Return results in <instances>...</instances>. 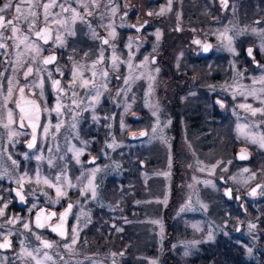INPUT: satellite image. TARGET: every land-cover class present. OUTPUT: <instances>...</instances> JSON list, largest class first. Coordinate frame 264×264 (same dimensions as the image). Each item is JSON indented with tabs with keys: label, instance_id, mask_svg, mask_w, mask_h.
<instances>
[{
	"label": "rangeland",
	"instance_id": "obj_1",
	"mask_svg": "<svg viewBox=\"0 0 264 264\" xmlns=\"http://www.w3.org/2000/svg\"><path fill=\"white\" fill-rule=\"evenodd\" d=\"M99 5L90 7L93 15L86 19L105 38L109 29L102 24H113L117 36L110 43L124 61L118 70L111 67L112 47L94 39L89 25L79 21L69 23L75 36L60 29L64 47L40 41L44 50L35 63L23 45L17 49L12 39L0 41L7 45L0 49V208L7 205L0 216V240L10 236L14 243L11 251H0V264H36L23 255V248L34 254L39 248L40 259L47 252L51 259L43 264H202L204 251L217 241L240 246L244 262L264 264V148L246 135H264V114L253 116L240 107L264 108V92L260 91L264 84L254 83L264 76V0H229L227 7L221 0H171L170 4L169 0H99ZM111 6L117 7L115 15ZM13 14L10 10L7 19ZM41 25L42 18L36 30ZM130 25L144 27L137 32ZM20 27L35 39L23 21ZM225 29L232 37L231 51L220 35ZM3 32L5 37L11 35L7 29ZM129 38L131 50L126 47ZM196 40L210 41L211 53L199 57L201 45ZM247 47L254 48L259 65L247 57ZM101 48L105 59L97 65V72L107 70L109 76L105 80L98 74L94 79L97 87L107 83V88L100 89L99 102L93 103L96 89L77 87V99L82 102L76 107L70 99L71 68L74 63L83 65L84 78L93 79L91 65ZM51 51L58 53V61L42 65L40 61ZM130 51L134 66L145 57L148 62L135 70L140 78L125 85ZM17 52L23 53L20 64L16 63ZM29 66L34 70L46 67L52 78L61 80L66 94L59 100L68 107L60 115L54 111L58 94L47 72H34L23 82ZM57 66L65 73L63 77L56 72ZM41 77L43 94L40 87H33ZM9 79L13 96L7 108L15 109L14 95L21 83L34 90L41 102L42 120L33 149L25 147L28 130L14 123L11 127L21 134L10 139L8 129L2 127L7 122L4 100ZM250 90L256 95H247ZM17 115L15 110L16 121ZM57 123H61L58 131ZM238 125L247 126L244 134ZM44 126L49 127L47 135ZM141 130L147 136L132 141L130 134L139 135ZM241 147L252 153L250 162L236 160L235 152ZM70 149H82L79 163ZM91 157L99 161L88 164ZM96 168V197L90 192L82 195ZM25 174L27 205L20 208L11 189L19 187L17 181ZM37 175L53 183L61 175L66 195L57 197L55 188L37 184ZM257 183L261 187L251 196L249 190ZM226 187L232 188L234 196L241 195L232 206L223 197ZM68 201L74 202V208L66 239L33 227L36 210L62 208ZM24 223L31 231L24 229ZM74 228L77 240L72 244ZM41 241L52 247L43 248Z\"/></svg>",
	"mask_w": 264,
	"mask_h": 264
},
{
	"label": "snow or ice",
	"instance_id": "obj_2",
	"mask_svg": "<svg viewBox=\"0 0 264 264\" xmlns=\"http://www.w3.org/2000/svg\"><path fill=\"white\" fill-rule=\"evenodd\" d=\"M171 3V0H169V4ZM221 3L224 7H227V0H221ZM73 5H78V7H73ZM99 0H0V41H3L5 39H12L15 42V47L17 49L20 48L21 45L24 46L25 51H28L32 53V60L33 63L36 62V57L39 56L42 51L44 50L39 43L40 41L43 42V44H48L50 41L54 43L55 46L58 47H64L65 46V38L64 35L60 34V29L64 30L65 35L67 36H75L76 33L73 28L69 27V23L75 24L77 21L81 23H87L89 25V28L91 29L90 22L86 19V17H91L93 15V12L90 9L91 8H98ZM42 9V11H40ZM55 9H59V11H54ZM81 9L84 11L82 12ZM12 11L14 14L11 19H6L7 13L9 11ZM110 11L113 15L117 12L116 6H111ZM163 13V9H161V13ZM70 14V15H68ZM124 15H127V12L124 13ZM151 15V13H149ZM43 27H40L39 30H36L37 22L41 21ZM104 15L101 14L100 20H104ZM23 21V23L27 26L28 32L34 33L35 39H32L29 35L25 34L20 27V23ZM55 27H52V26ZM102 26L109 29L108 31V37H100L99 34L95 31V29H91V36L94 39H100L103 45H109L112 47L113 52L110 57L111 59V67L113 70H118L119 64L124 63V61H121L120 58L115 54V44H111L110 40H114L117 36L116 30L113 27L112 23H108L107 25ZM130 27L135 28L137 32L141 30V28L144 27V25H140L139 27L137 25H130ZM7 29L11 35L9 37L4 36L3 30ZM55 34V38L53 39V33ZM228 30L225 29L224 33H221V37L223 40L227 41L228 49L231 51V44H232V37L227 35ZM159 38V33H157V39ZM194 43L199 44L200 41L196 40ZM126 47L131 50L133 47L131 38H129V43L126 45ZM211 46L205 45L204 51L207 52ZM7 45L3 42H0V49H6ZM248 54L252 55V49L248 50ZM23 55L22 52H17V60L16 63L20 64V57ZM71 59V58H70ZM105 56H104V49L101 48L99 50V56L98 59L92 62L91 65V76L93 79H86L84 78V72H83V65H78L76 63L73 64L71 68V81L69 83V88L72 90L71 94V103L72 105H75L76 107H79V104L82 102L77 99L78 93L75 91L77 87L82 89H90L94 88L96 89L95 95L91 97V101L93 103H98L99 98L102 95V92L100 91L101 88L106 89L107 83H102L97 87L96 80L94 79L99 74L102 78L105 80L109 76V72L107 70H101L99 73L97 72V65L102 64L104 62ZM57 60V56L53 53L50 54L42 59L40 63L44 66L54 64ZM148 62V57L144 58V61L140 64L133 65L132 63V53L129 52V59L127 61V68L129 70V75L124 79V84H129L130 80L133 79H139V76L134 75L135 70L137 68H144L146 63ZM154 62V61H153ZM56 72L59 73L61 77L64 76V72L57 66L55 69ZM156 71H159V69H156ZM39 74L41 72H47L48 78L51 80V87L55 90V92L58 94L57 96V103L54 108V111L60 115L62 113V109L68 107L67 105H62L60 103V95L66 94L65 88L61 86V80L60 79H54L52 78V72L48 71L46 67H37L35 70L33 67L29 66L25 72V79H27L29 76H32L34 74ZM3 73H0V76H2ZM254 83H260L264 84V76H261V78L258 81H254ZM12 80H8V88H7V95L5 96L4 100V107L7 110V122L2 123V127L5 129H8V135L11 139L14 136L20 135L18 131L14 130L11 126L14 123H18L19 128L25 127V122H27V125L31 128L32 132V139L28 143L29 148H33L36 144L37 139V129L40 127L39 120L41 115V108L40 105L36 103L35 100L32 99H25V89L21 87L19 89V99L15 102V109L7 108V102L11 100L13 96V87H12ZM43 84L44 80L43 77H41L38 84H33V87H40L41 88V94H43ZM261 92H264V89L260 90ZM119 94V92H118ZM241 95H244L242 92ZM247 95H256L255 90H250ZM264 103V101H262ZM223 106V105H221ZM241 108H244L246 110L251 111L252 115L255 116L258 112L261 114H264V108H253L249 104H241ZM18 109V115L19 120L16 121L14 119V112ZM47 110V109H45ZM95 119V117H94ZM61 127V123H57L55 125V129L58 131ZM73 128L76 127V124L74 123L72 125ZM246 125H238V129L241 131L242 134L244 128H246ZM43 133L47 135L49 133V127L44 126L42 129ZM155 131V128L153 129ZM141 135H145V133H141ZM247 137L251 140L252 143H258L260 147L264 148V135L257 136L256 134H246ZM112 145H109L111 147ZM70 151H74L75 157L77 159V162L79 163V156L82 153V149H70ZM11 158V157H9ZM245 156H241V159H245ZM37 160L42 159V157L37 156ZM94 162V161H93ZM13 163H16L13 161ZM51 164V161H49ZM203 170V169H202ZM99 171V168L93 169L91 172V177L88 179L87 184L85 187L81 190V194H85L90 192L92 198H95L96 193V186L93 183L95 179V173ZM245 171H248L245 169ZM25 176H21L20 179L17 181L18 184H21V187L23 186L22 182L25 180ZM36 183H43L47 185L50 188H55L57 197L66 195V193L62 190V184H61V175L55 176V183H53L48 178H41L39 175L36 177ZM67 184L69 187H75V185H72L70 181H67ZM256 190L253 189L251 195H255ZM17 196H20V199L23 201L24 197L21 195L19 191L16 193ZM58 202V201H57ZM7 205H4V208H6ZM36 205H33V208H35ZM73 205L69 204L65 212L61 213L59 216V223L52 227L51 230L53 232H57L60 236H66L65 231L63 230L65 218L67 217L68 213L71 211ZM4 208H0V216L4 215ZM181 211H184L183 208H181ZM56 213H50L48 215H43V209L40 210V212L36 215L35 220V226L37 228H43L45 227V223H42L43 221L47 222L50 221ZM13 220H9L8 223H13ZM2 227V226H0ZM24 229L31 231L30 226L28 223L23 224ZM195 227V226H194ZM250 227H255V225H250ZM118 231L120 229H117ZM11 235V233H9ZM37 240L40 239L39 236L36 237ZM211 235H209V239H211ZM77 240L76 235V229H73V237H72V244H75ZM21 243H23L21 241ZM43 248L48 249L52 247V244L48 241H41ZM11 247V241L8 239L7 236L4 237V242L0 243V249H7ZM65 248L71 249V245L66 244L64 246ZM249 252H251V249H249ZM23 255L30 257L32 260L36 262V264H43L44 260H50L51 257L48 255L47 252L43 253V259H40L38 254L40 253V249L37 248L35 250V253L32 251H28L26 248L22 249ZM187 254V253H186ZM115 255V254H114ZM154 264V262H153Z\"/></svg>",
	"mask_w": 264,
	"mask_h": 264
},
{
	"label": "water",
	"instance_id": "obj_3",
	"mask_svg": "<svg viewBox=\"0 0 264 264\" xmlns=\"http://www.w3.org/2000/svg\"><path fill=\"white\" fill-rule=\"evenodd\" d=\"M155 1H157V0H155ZM227 5H228V1H227ZM42 27H43V26H42ZM205 45H210V46L212 47V45H211V43H210L209 41H206L205 43H203V44H202V50L198 53V55L201 56V57H202V56H206V55H208V54L210 53V51H211V47H210L209 50H208L207 52H205V51H204V46H205ZM249 49H252V55H251V56L248 54V50H249ZM245 52H246V54H247V56H248L249 58L254 59V49H253L252 47H248V48H246ZM50 54H53V53H50ZM50 54H48V55H50ZM54 54H55V55L57 56V58H58V55H57L56 53H54ZM48 55H46V56H48ZM46 56H45V57H46ZM56 61H57V60H56ZM257 64H258V62H254V65H257ZM51 65H53V64H51ZM47 66H49V65H47ZM21 87H22V86H21ZM21 87H20V88H21ZM20 88H19V89H20ZM19 89H18V91H17L16 100L19 99ZM33 95H34V91H30V95H29V96L25 95V99H32V100H35L36 103H37L38 105H40L39 101H38L36 98H34ZM40 108H41V105H40ZM41 119H42V108H41V115H40L39 125H40V123H41ZM28 127H29V126H28ZM29 129H30V131H31V128H30V127H29ZM38 130H39V128L37 129V139H38ZM141 133H145V135H141ZM146 136H147V132H146L145 130H141V131L139 132V135H135V134L131 133V134H130V139H131L132 141H140V140L144 139ZM31 139H32V132H31V136H30V138H29V141L26 143V147H28V143L31 141ZM37 139H36V143H37ZM35 145H36V144H35ZM28 148H29V147H28ZM241 156H245L246 158H245V159H241ZM235 157H236V160L239 161V162H250V161L252 160L253 155H252V153H251L248 149H246V148H244V147H241L239 150H237V151L235 152ZM93 161H94V162H93ZM96 161H97V158L91 157V158L87 161V163H88V164H94ZM220 181L223 182V183H225L224 179H221ZM22 184H23V183H22ZM260 186H261L260 183H257V184H255L254 186H252V188L249 190V194L251 195L253 189H255V190H256V193H257V191L259 190ZM24 188H25L24 184H23L22 187H21V184H20L18 188H13V189H12V194L16 196L18 206L21 207V208H23V207L26 206V197H25V195H24V193H23ZM17 191H19V192L21 193V195H23V197H24V200H23V201L20 199V196H17V195H16ZM223 197H224V199L226 200V202H228V203H232V202L234 201L233 190H232L231 187H226V188L223 190ZM235 199L240 200V194H236V195H235ZM69 204H72V205H73L72 202H68V203L66 204V206H65L62 210L59 211V213H56L55 210H47L46 207H42V208H40L39 210H37V211L35 212V214L33 215V219H32V224H33L34 228H36V229H38V230H40V231H41V230H44V229H47V230H49V231L51 232L52 235H54V236H56V237H58V238L66 239L67 236H68V223H69V217H70V213H71L73 207H72L71 211L68 213L67 217L65 218V222H64V226H63V230L65 231L66 236H63V237L60 236L57 232H53V231L51 230V228L54 227V226H56V225L59 223V216H60V214L63 213V212H65V210L67 209V207H68ZM242 206H243V203H242ZM41 209H43V215H48V214L53 213V212L56 213V215H55L50 221H47V222L43 221V218H42V221H41V222H42V223H45V227H43V228H37V227L35 226L36 215H37L38 212H40ZM54 219H55L56 221H54V222L52 223V221H53ZM238 229H239V228H238ZM7 237H8V239L11 241V247H10V248H7V249H0V250H2V251L10 250V249L13 248V241H12V238H11L10 236H7ZM3 242H4V238L0 241V243H3Z\"/></svg>",
	"mask_w": 264,
	"mask_h": 264
},
{
	"label": "trees",
	"instance_id": "obj_4",
	"mask_svg": "<svg viewBox=\"0 0 264 264\" xmlns=\"http://www.w3.org/2000/svg\"><path fill=\"white\" fill-rule=\"evenodd\" d=\"M226 205L232 206V203ZM241 252L242 248L232 241H217L216 244L209 245L204 251V258L201 263L209 264L212 260L213 264H254L253 262H244ZM261 258L264 261V256Z\"/></svg>",
	"mask_w": 264,
	"mask_h": 264
},
{
	"label": "flooded vegetation",
	"instance_id": "obj_5",
	"mask_svg": "<svg viewBox=\"0 0 264 264\" xmlns=\"http://www.w3.org/2000/svg\"><path fill=\"white\" fill-rule=\"evenodd\" d=\"M227 1H228V5H227V6H229V0H227ZM6 19H7V17H6ZM42 26H43V25H41L40 27H42ZM40 27H39V28H40ZM132 29L135 30V28H132ZM38 30H39V29H38ZM135 31H136V30H135ZM33 37L35 38L34 35H33ZM199 41H200L201 50H202V44L205 43V42L208 41V40H205V41L199 40ZM50 42H51V41H50ZM209 42H210V41H209ZM252 48H253V47H252ZM201 50H200V51H201ZM211 50H212V47H211ZM245 50H246V48H245ZM245 50H244V51H245ZM200 51H199V52H200ZM199 52H198V53H199ZM50 53H56V54L58 55V53H57V52H54V51H51V52H49L48 54H50ZM210 53H211V51H210ZM48 54H46V55H48ZM245 54H246V52H245ZM46 55H45V56H46ZM246 55H247V54H246ZM45 56H44V57H45ZM44 57H43V58H44ZM247 57H248V56H247ZM201 58H202V57H201ZM248 58H249V57H248ZM249 59H251V58H249ZM251 60H252L253 63H254V62H258L257 65H259V61L256 59L255 52H254V59H251ZM57 61H58V58H57ZM57 61H56V62H57ZM56 62H55V63H56ZM55 63H54V64H55ZM54 64H53V65H54ZM257 65H255V66H257ZM49 66H52V65H49ZM56 79H59V78H56ZM22 80H23V82L26 81L25 76L22 77ZM21 86L25 89V95H27V96L30 95V91H34V90H31V89H27L25 83H21V84L17 87V89H16V91H15L14 100H13L14 107H15V102H16L17 91H18V89H19ZM33 97L36 98V99L39 101L40 105H41L40 100H39V99L36 97V95H35V91H34V95H33ZM41 108H42V107H41ZM16 111H17V114H18V109H16ZM18 120H19V115H17V121H18ZM41 120H42V119H41ZM40 124H41V123H40ZM17 126H18V123H17ZM18 127H19V126H18ZM39 128H40V127H39ZM20 129L28 130L29 133H30V136H31V131H30L28 125H27V122H25V127H24V128H20ZM38 133H39V130H38ZM30 136H29V138H30ZM29 138H28V141H29ZM37 140H38V139H37ZM28 141H27V142H28ZM27 142H26V143H27ZM26 143H25V147H26ZM36 144H37V143H36ZM35 146H36V145H35ZM26 148H27V149H33L34 147H33V148H28V147H26ZM96 158H97V161H96V162H98V161H99V160H98V157H96ZM96 162H95V163H96ZM95 163H94V164H95ZM19 185H20V184H19ZM13 188H18V187H13ZM13 188H12V189H13ZM12 189H11V192H12ZM24 190H25V188H24ZM24 190H23V193H24V195H25ZM12 195H13V194H12ZM13 196L16 198L15 195H13ZM25 197H26V195H25ZM16 201H17V198H16ZM68 202H72V201H68ZM68 202H67V203H68ZM234 202H237V200H235ZM234 202H233V203H234ZM67 203H66V204H67ZM72 203H74V202H72ZM233 203H232V204H233ZM17 204H18V203H17ZM66 204H65V206H66ZM234 204H235V203H234ZM26 205H27V198H26ZM65 206H63L62 208H56V209L47 208V210H55L56 213H59V211L62 210ZM25 207H26V206H25ZM73 207H74V204H73ZM20 208H21V207H20ZM23 208H24V207H23ZM41 208H42V207H41ZM39 209H40V208H39ZM39 209H38V210H39ZM36 211H37V210H36ZM34 214H35V213H34ZM34 214H33V215H34ZM70 216H71V215H70ZM54 221H56V220L54 219V220L52 221V223H53ZM69 223H70V219H69ZM38 231H39V230H38ZM42 231H45L46 233H48V234H49L51 237H53V238H57V237H55L54 235H52L51 232H50L49 230H47V229H44V230H42ZM1 240H2V239H1ZM1 240H0V241H1ZM12 241H13V240H12ZM13 245H14V243H13ZM12 249H13V248H12ZM12 249H10V250H6V251H2V250H0V251H2V252H8V251H11Z\"/></svg>",
	"mask_w": 264,
	"mask_h": 264
}]
</instances>
